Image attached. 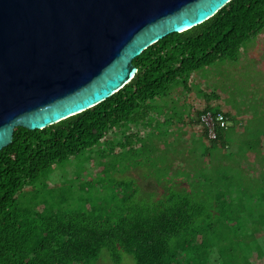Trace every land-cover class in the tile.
I'll use <instances>...</instances> for the list:
<instances>
[{"label":"trees","instance_id":"16d2710c","mask_svg":"<svg viewBox=\"0 0 264 264\" xmlns=\"http://www.w3.org/2000/svg\"><path fill=\"white\" fill-rule=\"evenodd\" d=\"M263 27L264 0H229L201 23L144 48L132 59L133 76L97 104L40 129L15 126L10 143L0 149V264H118L120 251L131 255L134 264H188L200 260V254L192 252L194 245L204 246L205 261L216 250L221 264H256L251 259H261L264 252V164L256 168L255 154L242 171L220 163L228 154L213 151L225 147L229 128L216 126L211 139L199 121L208 111L221 112L228 120V112L217 106L199 107L195 120L202 125L203 157L206 153L219 163L215 179L204 173L187 179L184 188L168 181L165 190L149 196L133 182L131 186L115 178L114 187L122 192L87 191L107 185L104 163L115 147L125 152L143 148V125L152 117V101L174 85L190 91L197 70L235 60L242 44ZM177 123L171 122L173 127ZM119 131L121 137L115 138ZM244 131L240 149L243 143L254 145ZM254 135L259 138L254 148L263 154L264 131ZM250 147L244 148L243 157ZM87 150L98 158L101 170L78 185L85 192L71 188L52 201L40 192L25 196L26 186ZM228 169L234 172L218 176ZM245 172L259 176L261 192H249ZM201 180L204 186H198Z\"/></svg>","mask_w":264,"mask_h":264},{"label":"water","instance_id":"95a60500","mask_svg":"<svg viewBox=\"0 0 264 264\" xmlns=\"http://www.w3.org/2000/svg\"><path fill=\"white\" fill-rule=\"evenodd\" d=\"M229 0H0V149L108 97L132 59ZM92 104V105H91Z\"/></svg>","mask_w":264,"mask_h":264},{"label":"rangeland","instance_id":"374dc122","mask_svg":"<svg viewBox=\"0 0 264 264\" xmlns=\"http://www.w3.org/2000/svg\"><path fill=\"white\" fill-rule=\"evenodd\" d=\"M241 47L244 51L239 54L245 56H247L249 49H254L253 56H248L250 60L241 58L244 63L237 64L234 60L224 59L215 62L211 66L202 67L194 73L196 77L189 85L190 91H184L181 85H174L173 90L169 91L168 94L152 101V117H150L148 124L143 125L147 126L143 129L140 141L143 148L131 149L125 152L120 146L115 147L114 151L108 155L106 163H104V165H107V174L110 178L107 185L105 184L99 188L90 187L87 192H122V190L114 187L115 183L112 178H115L121 182H128L131 186L134 183L135 188L138 189L139 186L141 192L149 196L153 194L148 192H157L158 194L161 189L165 190L168 181H172L178 188H184L187 179L195 180L198 176H203V142L202 138L199 137L202 125L200 118V122L195 120L197 118L196 109L201 106L200 96L204 94L205 98H209L208 101L216 97L223 98L218 106L225 111L230 109V112H228L230 119L237 121L240 118L239 121H242L243 127L250 135V140L256 146L258 143L256 141L259 138H255L254 132L264 131V27L255 37L249 39ZM219 91L222 93L219 94ZM209 105L210 107L216 106L212 102ZM235 113H238L239 116ZM183 119L185 123L181 126L176 124H173L174 127L172 126V120L178 122L177 124H181ZM121 134L122 131H119L114 137L120 138ZM227 136H230L229 132H227ZM248 145L251 146L252 151L249 149L248 157L245 158L243 157L244 148ZM254 145L250 142L243 143L238 154L235 150H232L228 154V159L232 162L230 167L242 171V167L247 166L250 162L247 161L248 158L249 160L253 159L250 158V155L255 154L254 163L259 166L256 167L257 169H261L264 164V153L262 154L258 149H255ZM237 156H242L240 157L241 162H235ZM97 159L87 150L71 161L66 162V164L56 165L49 175L39 178L38 182L31 186H26L23 189L24 192H27L25 196L30 197L32 192H40L48 201H52L53 198L64 194L61 192H70L71 188L72 191L85 192L82 188L77 189L78 185H83L88 177L89 179L92 176L95 177L100 172L101 168L98 166ZM211 164L213 168L217 167L213 161ZM262 170L264 171V169ZM227 172H229V169ZM205 173L210 177H214L211 168H206ZM224 173L220 172L218 176ZM262 174L264 177L263 172ZM73 176H78V178L72 180L71 177ZM253 177L255 178L253 179ZM258 177L256 174L252 176L251 173L245 172L246 179L244 183L249 192H261ZM194 184L196 186L197 182ZM202 185L204 186L201 180L198 186ZM203 193L202 191L197 192L199 198H204ZM262 235L264 237V233ZM196 251L200 254L197 257L200 260L188 264H216L218 261L219 253L216 250L209 254L206 261L204 260V246L194 245L192 252L195 253ZM263 255L264 252L261 259L254 258L253 255L251 263L264 264ZM97 264L114 263L99 260ZM118 264H134V259L131 255L120 251ZM183 264L187 263L183 262ZM218 264H221L220 261H218ZM243 264H246V262L243 261Z\"/></svg>","mask_w":264,"mask_h":264},{"label":"crops","instance_id":"0c3cea01","mask_svg":"<svg viewBox=\"0 0 264 264\" xmlns=\"http://www.w3.org/2000/svg\"><path fill=\"white\" fill-rule=\"evenodd\" d=\"M244 50H242V47L240 48V51H239V53H242ZM238 53V56L235 58V60H234V62L235 63H237V64H243L244 63V61H242L241 60V58H248L249 60H250V57H252L253 56V54L255 53L254 52V49H249L248 51H247V56H245V55H243V54H239ZM239 55H240V57H239ZM248 56H250V57H248ZM196 77V75L194 76L193 75V79ZM192 79V80H193ZM195 82H196V80H194ZM187 95V94H186ZM183 97V96H182ZM187 97H188V95H187ZM204 97H205V95H201L200 96V102H201V106H205V105H207L208 106V104L210 103V102H212V103H214L216 106H217V108L218 109H220V110H223V109H221V107H219L218 106V104L220 103V101L222 100H219V98L220 97H218V100L215 102V101H213V100H210V101H206V100H204ZM200 106V107H201ZM223 111H225V110H223ZM226 112H230V109H229V111H226ZM229 114V113H228ZM235 115H238L239 116V114L238 113H235ZM229 117H230V115H229ZM231 118V117H230ZM228 119V123H227V126H228V130H227V132H229L230 133V136H226L225 137V139H227V142H226V145H225V147L224 148H221V150H218V152H222V153H224L225 152V154H230L231 152H232V150H235V152L238 154L239 152H240V148H238L239 147V144L240 143H242V142H240V135H241V133L242 132H245L244 130H245V128L243 127V123H242V121H239L240 120V118L239 119H237V121L235 120V119ZM232 120V121H231ZM183 121V120H182ZM183 123H181V124H177V125H182ZM233 136V137H232ZM236 136H237V138H236ZM200 137V136H199ZM201 138V137H200ZM205 139V138H204ZM171 140V139H170ZM201 140H203V139H201ZM206 146L208 147V145H207V141L206 140H204V150L205 149H207L206 148ZM216 149H218V148H216ZM216 149H214V151L213 152H217L216 151ZM224 157V159H222L221 160V164H225V165H229V168H231V169H235V168H232V167H230V165L232 164V162H231V160L230 159H228V156L226 157V156H223ZM240 157L241 156H237V159H236V161L235 162H237V161H239V162H241L242 161V159H240ZM204 173H205V169L207 168H211L212 169V171H213V174H214V177H213V179H215L217 176V173L215 172V170H214V168L212 167V164H211V162L213 161V163L214 164H216V165H219V163L216 161V159H214L212 156H207V154L205 153L204 154ZM242 163H244V162H242ZM243 169L245 170L246 168L245 167H243ZM234 171H230L229 170V172H227V170L225 171V173L226 174H232ZM251 172V171H250ZM249 173V172H248ZM206 174V173H205Z\"/></svg>","mask_w":264,"mask_h":264},{"label":"built area","instance_id":"2783aa9c","mask_svg":"<svg viewBox=\"0 0 264 264\" xmlns=\"http://www.w3.org/2000/svg\"><path fill=\"white\" fill-rule=\"evenodd\" d=\"M200 121L206 129V134L209 138H215L214 128L216 126L225 127L227 126L228 120L221 112L212 114L211 112H205L200 116Z\"/></svg>","mask_w":264,"mask_h":264},{"label":"clouds","instance_id":"9594fccd","mask_svg":"<svg viewBox=\"0 0 264 264\" xmlns=\"http://www.w3.org/2000/svg\"><path fill=\"white\" fill-rule=\"evenodd\" d=\"M92 105V104H91Z\"/></svg>","mask_w":264,"mask_h":264}]
</instances>
